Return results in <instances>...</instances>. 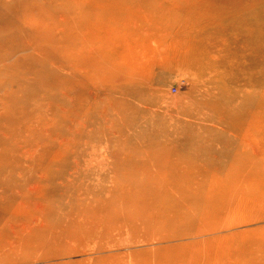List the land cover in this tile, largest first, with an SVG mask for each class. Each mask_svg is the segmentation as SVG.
Masks as SVG:
<instances>
[{"label":"rangeland","instance_id":"1","mask_svg":"<svg viewBox=\"0 0 264 264\" xmlns=\"http://www.w3.org/2000/svg\"><path fill=\"white\" fill-rule=\"evenodd\" d=\"M113 1L0 0V264H264V159L243 143L262 127L264 0ZM227 103L239 129L202 135L224 156L175 143ZM166 144L193 171L131 199L128 169Z\"/></svg>","mask_w":264,"mask_h":264},{"label":"bare ground","instance_id":"2","mask_svg":"<svg viewBox=\"0 0 264 264\" xmlns=\"http://www.w3.org/2000/svg\"><path fill=\"white\" fill-rule=\"evenodd\" d=\"M119 0H114L113 2H111V8H110V11H111V13H115V11H116V9L118 8V9H120L119 8ZM105 11H107V10H105ZM117 13V12H116ZM108 15V14H107ZM80 34V33H79ZM78 34V35H79ZM82 34V33H81ZM80 34V35H81ZM79 35V36H80ZM82 36H80V38H81ZM82 39V38H81ZM80 39V40H81ZM40 40V39H39ZM92 53H93V51H91ZM64 55H66L65 53H64ZM89 55V54H88ZM215 59H217V57H214ZM186 65L187 66H197L200 70H202V71H205L206 70V68H205V66L202 64V63H198V62H196V58L194 59H190V60H187L186 61ZM119 71V70H118ZM117 71V72H118ZM120 73V72H119ZM118 74V73H117ZM221 76H224V75H220V76H218V78H220ZM139 79L140 80H138V81H141V82H145L146 80H147V77H146V75L143 73V75L142 76H139ZM217 79V78H216ZM260 80V79H259ZM209 81V77L206 79V82H208ZM223 81V80H222ZM149 83V82H148ZM259 82H257L256 84H258ZM263 83H264V81H263ZM263 83H262V85H263ZM137 84H139V83H137ZM142 84V83H141ZM202 84H204V83H202ZM148 85V86H147ZM146 85V88L148 89V88H150L149 87V84H147ZM261 85V84H260ZM261 85V86H262ZM143 88V87H142ZM218 88H220L219 86H218V83L216 82L215 83V85L212 87V90L211 91H214L215 90V92L216 93H218V91H219V89ZM229 88V87H228ZM228 88H227V90H228ZM209 90V89H208ZM145 91V90H144ZM207 91V90H206ZM113 92V91H112ZM134 94L135 93H137V91H135L134 90V92H133ZM215 93V94H216ZM128 94H129V92H128ZM225 94H228V91L227 92H225ZM128 96V95H127ZM258 97V96H257ZM133 98V97H132ZM220 101V100H219ZM222 102H223V100H222ZM221 102V103H222ZM251 103H253V105H258V107H257V110H259V109H264V97H261V96H259L258 98H256V100H252V101H250ZM173 103V102H172ZM241 104V103H240ZM235 106H236V108H233L232 110H235V114L233 115V114H231L230 113V111H231V107H230V103H227V104H225V106H224V109L222 108L221 110H219L218 112L215 110V108H212V113L214 114V119L213 120H209V119H200L199 117H197V118H195V119H197V120H195L194 122H192L191 123V128H190V133H188L187 134V136H188V138L186 139L185 137H187V136H185V134H184V136H180L179 134L178 135H176V133H177V131H175L176 133H175V135H176V137H177V139L175 140V143L176 144H179V145H181V143L183 142V141H185V142H189L190 143V145L193 147V149L194 150H196V154H201L202 155V153H204L205 151H213V152H216L217 154H219V155H221V156H224L226 153H227V145H228V149L231 147V145H232V143H226V141L225 140H228V139H224L223 141H225V143H223V141L222 140H220L221 142H222V144H223V148L222 149H219V146H217L218 148H216V146H215V143H213L212 141H210L209 139H202V135L203 134H211V133H213V134H219L221 131H224L225 129L227 130V129H231V127H236L235 129H239V124L238 123H241V116L243 115V106L242 107H239V103H235L234 104ZM172 107V106H171ZM170 107V109H173V108H171ZM204 107H206V106H204ZM214 107V106H213ZM262 107V108H261ZM141 108V107H140ZM201 108V107H200ZM209 108V107H208ZM148 109V108H147ZM176 109V108H175ZM140 110V109H139ZM238 110V111H237ZM256 110V111H257ZM155 111V110H154ZM153 111V112H154ZM156 112V111H155ZM154 112V113H155ZM178 112L179 113H181V114H183L184 116H185V114H190V113H192V112H196V113H199V112H201L200 111V109L199 108H196V110L195 111H192V110H190V107H188V108H186V107H184V108H180L179 110H178ZM177 112V113H178ZM259 112V111H258ZM262 114H264V111H263V113ZM261 113H260V115H256V113L253 115V119H254V121H256V123L257 124H260L262 127H260L261 128V131L259 132V133H255L254 135H253V137H254V141H252L251 139H250V136H251V134H249V136H248V138L249 139H246L245 140V142H243L244 143V145H245V147L247 148L246 150L248 151L249 150V152H251L252 150H255L259 155H258V157H257V160H262V159H264V115H262ZM167 115V114H166ZM169 115V114H168ZM172 116V115H171ZM175 116V115H174ZM250 116V115H249ZM178 117V116H177ZM230 117H232V118H230ZM182 118V117H181ZM178 119H180V118H178ZM183 119V118H182ZM131 120V119H130ZM176 120V119H175ZM175 120H174V125L176 124L175 123ZM185 120V119H184ZM177 121V120H176ZM190 121V120H189ZM185 122V121H184ZM187 122V121H186ZM181 124V123H180ZM188 124H190L189 122H188ZM173 125V124H172ZM171 126V125H170ZM182 126H185V125H182ZM187 126H190V125H187ZM111 127V126H110ZM175 127V126H174ZM178 127H179V125H178ZM109 128V127H108ZM166 128H168L167 126H166ZM165 128V129H166ZM188 128V127H187ZM263 128V129H262ZM164 129V130H165ZM172 129V128H171ZM175 129V128H174ZM173 129V130H174ZM244 129H245V127H244ZM188 130V129H187ZM111 131V130H110ZM170 131V130H169ZM227 131H230V130H227ZM130 132V131H129ZM172 132V131H171ZM171 132H169V134H171ZM248 132V131H247ZM186 133V132H185ZM173 134V133H172ZM162 135V134H161ZM197 135V136H196ZM167 137H168V135H166ZM165 136V137H166ZM170 136V135H169ZM206 136H208V135H205V138H206ZM246 136H247V133H246ZM245 136V137H246ZM164 138L163 140L165 141V140H169L170 138ZM171 137V136H170ZM233 137H235V135L233 136ZM152 138H154V135H153V137ZM161 138V137H160ZM147 139V138H146ZM233 139V138H232ZM134 140V139H133ZM149 140V139H148ZM157 140H159V138L157 139ZM163 140H161V142L163 141ZM164 141H163V143H164ZM219 141V140H218ZM160 142V143H161ZM168 142H170V140L168 141ZM172 142L174 143V140L172 139ZM185 142H184V144H185ZM229 142V141H228ZM138 143V142H137ZM171 144V143H170ZM217 144H218V142H217ZM124 145V144H123ZM160 145V144H159ZM173 145V144H172ZM179 145H177V146H179ZM238 145H240V144H238ZM242 145V144H241ZM122 146V145H121ZM161 146V145H160ZM159 146V147H160ZM174 146H176L175 144H174ZM176 146V147H177ZM214 146H215V148H216V150H213V148H214ZM156 147V146H155ZM154 147V148H155ZM221 147V146H220ZM123 148V147H122ZM178 148V147H177ZM214 148V149H215ZM117 149V148H116ZM121 149V148H120ZM147 149V148H146ZM123 150V149H122ZM122 150H121V152H122ZM170 150H172V148H170V145L168 144H166L165 145V147H163V148H160V149H154L153 151H151L152 153H150V154H146L147 156H148V158H149V162L147 163V162H144V163H142V164H135L134 163V165L132 166V168L131 169H128V170H130L129 171V173H131V172H133V174H134V171H135V175H137V177L139 178V181L136 183V184H131L130 186H129V188L127 189L126 188V190L128 191V190H130L131 191V193H132V198L131 199H133V200H146V199H150L151 201H153L152 199H157V193L160 191V190H162L165 186L162 184V185H160V184H156L155 182H154V180H153V176H158V175H169V176H172V179H174L173 177H175V176H177V175H181V176H185V177H187L186 176V174H188L189 172H191V171H193V170H190V168H191V165L190 164H188V163H184V165H181L180 164V162L178 163V161H176V159H174L172 156H170V155H168L169 154V151ZM245 150V151H246ZM93 152V151H92ZM145 155V156H146ZM117 156V155H116ZM124 156V155H123ZM146 156V157H147ZM247 156V155H246ZM152 158V159H151ZM144 159V158H143ZM147 159V158H146ZM91 160H92V158H91ZM96 160V159H95ZM104 160V159H103ZM130 160V159H129ZM134 160V159H133ZM137 160V159H136ZM121 161H122V158H121ZM126 161H128V159L126 160ZM138 161V160H137ZM144 161V160H143ZM181 161V160H180ZM97 162V161H96ZM102 162V161H101ZM123 162H124V159H123ZM123 162H121V165L123 164ZM128 162H130V161H128ZM128 162H126L127 164H128ZM103 163V162H102ZM106 165V164H105ZM124 165V164H123ZM199 165V164H198ZM201 165L202 166H205V164L203 165V163H201ZM103 166V165H102ZM129 166V165H128ZM207 166V165H206ZM105 167V166H104ZM110 167V166H109ZM108 167V168H109ZM130 167V166H129ZM128 167V168H129ZM198 167H200V166H198ZM105 168H107V165H106V167ZM105 168H103V170H105ZM107 168V169H108ZM112 167H110V169H111ZM121 168V167H120ZM127 170V171H128ZM199 170H201L200 172V174H203L204 173V171H202V170H204L203 168H200ZM106 171V170H105ZM125 171H126V169H125ZM116 172H119V170L118 171H116ZM197 173H199L198 171H196ZM133 174H131V176L133 175ZM189 174H191V173H189ZM112 176V175H111ZM134 177V179L133 180H136V179H138L137 177H136V179H135V176H133ZM184 177V178H185ZM194 177V176H193ZM198 177V176H197ZM158 178H160V177H158ZM183 178V179H184ZM163 178H161V180H162ZM165 179V178H164ZM182 179V178H181ZM180 179V181L179 182H175V180L173 181V182H171L168 186H170L171 187V189L174 191L175 190V192L178 190V192L179 191H181V190H184L185 192H187L186 190L188 189V188H190L192 185H196L197 183H198V178H191V177H189L187 180L186 179H184V181H182ZM101 180V179H100ZM132 180V181H133ZM201 180V179H200ZM137 181V180H136ZM98 182V181H97ZM131 182V181H130ZM160 182V181H159ZM162 183H163V181H162ZM128 185V184H127ZM200 185V184H199ZM129 191V192H130ZM178 192H176V194L178 193ZM180 193V192H179ZM191 193V192H190ZM177 196V195H176ZM182 196H184V197H186V198H188L190 195L189 194H184V193H182ZM130 197V196H129ZM164 198L163 199H169V198H171L172 196H169V195H167L166 197L165 196H163ZM161 198V196H159V199ZM174 198H176L175 196H174ZM178 198H179V196H178ZM158 199V200H159ZM180 199V198H179ZM149 200V201H150ZM172 200V199H171ZM184 200H187V199H184ZM150 201V202H151ZM167 201V200H166ZM159 202V201H158ZM162 202V201H161ZM168 202V201H167ZM172 202H173V200H172ZM160 203V202H159ZM60 236L61 235H59V238H60ZM57 239V238H56ZM45 240V239H44ZM58 241H61V239H59ZM39 242V241H38ZM59 243V242H58ZM57 243V244H58ZM40 245H43V242H40ZM243 245H246V243H244ZM257 247H261V248H263L261 245H256V248ZM49 256L48 255H44V256H38V254L36 255V256H32V258H34L33 259V261H37V260H44V259H47ZM53 257V256H52Z\"/></svg>","mask_w":264,"mask_h":264}]
</instances>
